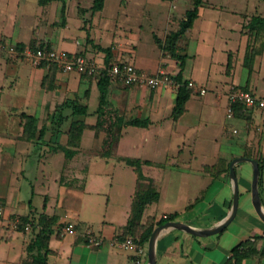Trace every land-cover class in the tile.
I'll list each match as a JSON object with an SVG mask.
<instances>
[{
  "label": "crops",
  "instance_id": "0c3cea01",
  "mask_svg": "<svg viewBox=\"0 0 264 264\" xmlns=\"http://www.w3.org/2000/svg\"><path fill=\"white\" fill-rule=\"evenodd\" d=\"M240 1L244 5L237 7ZM255 1L257 13L252 17H264V0ZM147 2L169 6L167 24L163 27L152 19L146 29L142 20L125 41L114 30L118 23L107 24L112 18L106 14L107 0L101 10L93 9L94 0H0V117L4 119L0 125V198L6 208L0 218V264H32L29 245L47 223L53 230L48 264H148L147 242L142 254L112 243L117 236L133 238L125 227L140 186L152 185L153 179L160 196L145 207L136 235L143 226L172 213L179 214L175 220L207 229L220 224L232 210L234 189L230 170H226L232 160L247 156L264 164V110L245 106V112L234 118L226 115L232 86L264 93V38L256 41L245 32L249 18L244 11L250 0L226 8L208 0L200 7L193 27L179 42V51L187 55L182 82H194L207 91L191 92L182 113L175 114L182 83L174 80V85L156 89L135 88L110 77L114 106L131 119L150 121L146 127H123L114 156L105 157L94 149L101 70L94 75L66 72L57 65L27 67L31 62L25 57H12L1 48V44H10L18 49L66 50L103 68L108 67L107 53L100 48L112 47L110 64L127 61L150 74L164 70L176 77L182 69L180 60L160 47L156 36L165 40L177 30L193 1L182 0L185 7L180 16L176 14L179 0ZM251 43L256 44L255 55L250 52ZM22 80L26 87L18 94ZM67 99L86 104L88 114L73 116L69 107L58 111ZM23 112L36 118L39 129L46 128L43 138L23 137ZM79 119L86 127L80 146L68 159L63 149L54 148L57 142L68 146L71 123ZM61 121L60 132L57 124ZM128 134L144 136L133 144L136 149L146 148L136 153L122 151ZM117 156L148 160L143 165L146 177L140 181L136 169ZM236 172L240 204L234 221L210 236L178 229L162 231L155 244L156 264H264V221L252 200L253 164L240 162ZM72 177L80 179L79 184L65 181ZM259 188L264 206V171ZM27 189L29 204L24 194ZM16 217L27 218L34 230L14 227L11 220ZM70 222L80 233L91 229L104 236V243L91 245L84 237L62 235L60 230ZM242 242L245 246L240 248L247 247L249 254L238 258L233 250Z\"/></svg>",
  "mask_w": 264,
  "mask_h": 264
},
{
  "label": "trees",
  "instance_id": "16d2710c",
  "mask_svg": "<svg viewBox=\"0 0 264 264\" xmlns=\"http://www.w3.org/2000/svg\"><path fill=\"white\" fill-rule=\"evenodd\" d=\"M43 1V0H41ZM208 0H193V6L189 8L185 16L180 20L179 28L175 31H172L169 33L165 40L160 39L156 36V41L159 44L160 47H162L169 55H171L173 58L180 60V66H181V72L176 76L173 77V79L177 82L182 83L179 91V96L177 99V104L175 106V114L178 115L184 111L185 103L190 97L191 90L189 87L188 81H183V75L182 70L185 64V59L187 57L186 54H182L179 51V42L182 38H184L186 32L193 27L195 20L199 16L200 7L204 6L207 3ZM105 4V0H94L93 9L94 10H101L103 9ZM252 26L251 28H257V27H264V17L261 16H254L252 18ZM101 50L105 51L107 53L106 56V64L109 66L111 62L112 57V47H101ZM45 64V63H44ZM53 66L56 64H52ZM48 78L46 76L45 82H47ZM98 85L100 88V98H99V106L95 113L98 114V122L97 126L95 125V128H99V126L104 125L107 123V121L111 118H114L115 116H112V111H116L117 108L114 107V104L111 100V80L110 76L108 74V71L106 69H103L99 73V81ZM71 108L72 113L71 115H87L88 114V106L82 102H80L77 99H67L63 104L59 105L57 107L58 111H63L65 108ZM237 112L244 111L245 106L242 103H239L236 105ZM117 114V112H115ZM22 117L24 120V138L27 140H37L40 138H43L44 133L46 131L45 127L38 128V124L36 121V118L34 116H31L25 112L22 113ZM68 116H62L63 119H66ZM117 119L114 121L118 125L119 132L115 138V142L117 143L121 137V132L123 127L126 126H141L146 127L150 124V121L148 119H141V118H132V119H125L122 114H118ZM60 118H58L59 120ZM62 121L59 122L57 125L60 127L62 125ZM86 127V123L84 120H74L71 123L70 129L68 131L69 134V140H68V146L62 145L60 142H57V145L54 149H63L66 152V157L69 159L75 154V147L80 146L81 138L83 131ZM39 135V138L37 137ZM103 156L108 157L112 155L111 151H106L102 153ZM120 160L126 162L128 165L133 166L139 175V180L141 181L146 176L143 173V165L146 163H149L148 160H143L141 158L136 157H130V156H120ZM260 165V185L262 183V176L264 171V164L259 160ZM227 171L230 170V166L227 167ZM160 193L157 190H146V189H138L136 192V195L134 197L133 201V208H132V216L126 225V230L130 235L133 237L135 241H137L139 244L143 245L145 244L156 225L163 224L165 222H168L170 220H175L178 217V213H172L169 214L167 217L161 216L151 224H148L147 226H143V231L140 235H136L135 230L140 225V219L142 217V214L144 212L145 207L159 199ZM24 222H27V218H23ZM51 226L47 223L43 227L40 228L39 232L36 235V238L30 243L29 245V252L30 256L33 259L32 264H48V255L51 251L49 247V239L53 233V230L50 228ZM20 228H24V226H20ZM33 230H34V224H33ZM245 246L242 242L238 246H236L233 250L234 255H236L238 258H244L246 257L249 252H247V247L241 249L240 247ZM253 248H250L252 250ZM249 250V251H250ZM251 252V251H250Z\"/></svg>",
  "mask_w": 264,
  "mask_h": 264
},
{
  "label": "built area",
  "instance_id": "2783aa9c",
  "mask_svg": "<svg viewBox=\"0 0 264 264\" xmlns=\"http://www.w3.org/2000/svg\"><path fill=\"white\" fill-rule=\"evenodd\" d=\"M1 48L7 51L12 57L23 56L35 66H40L44 63L56 64L59 68L66 72H78L80 74L88 73L95 74L100 68L93 62L86 59L82 55L72 54L66 50L50 49L42 46L33 47L26 46L23 49H18L15 45L1 44ZM111 78L120 79L128 85L147 87L156 89L165 85H174V79L167 72L161 70L157 74H150L138 69L132 62H115L105 67ZM189 87L195 92L205 93L207 90L198 86L194 82H189ZM242 103L247 108H260L264 110V93L256 94L251 90L243 88H235L229 96V104L227 106V118L231 119L236 116V105ZM236 131V130H235ZM6 213L5 206L0 203V218ZM167 217V215L165 216ZM14 227L19 228L24 226L26 231H33L32 222H24L20 217L11 220ZM62 235L71 234L76 238L84 237L87 243L91 245H101L105 241V237L97 235L91 229L80 233L77 230L76 224L70 222L61 230ZM114 245L137 250L140 254L144 252V246L137 244L133 238L122 239L117 236L112 240Z\"/></svg>",
  "mask_w": 264,
  "mask_h": 264
},
{
  "label": "rangeland",
  "instance_id": "374dc122",
  "mask_svg": "<svg viewBox=\"0 0 264 264\" xmlns=\"http://www.w3.org/2000/svg\"><path fill=\"white\" fill-rule=\"evenodd\" d=\"M188 1V0H187ZM193 1V0H192ZM239 0H211V2L213 3H219V4H223L225 5L224 8L226 7H232L234 5V2H238ZM120 2H122V6L120 8ZM254 2H256L255 0H250L249 5H248V11H244L247 12L248 14L247 17L249 18V20L247 21L246 25H245V29H246V34H250V36H252L254 39L253 40H259L264 38V27H257L252 29L251 26L253 24L252 22V16L254 14H256L257 12H255V4ZM241 4H237V7H241L243 4L242 1H240ZM140 4H143L142 6H144V9L142 8V6H140ZM178 9L176 10V14L177 15H181L182 11L184 12V7L185 4L182 2V0H179V5H178ZM193 6V5H192ZM190 6V8L192 7ZM189 7V6H188ZM168 13H169V6L168 5H164V4H160L157 7L153 6L152 4H150L149 2H147V0H107V6H106V14L108 16H111L112 18H110L107 22V24H111L113 22V26L114 24L118 23V28L116 29V27L114 28V30H117V32L121 35V38L123 40H127L132 34V31L138 30V24L140 23V21L143 20V22L146 25V29L149 27V24L151 23L152 19H154V21L161 23V25L164 27L167 24V20H168ZM224 16L228 17V18H232L231 14H227L224 12ZM112 19V20H111ZM170 22H173V19L170 20ZM144 38H148L147 33H143ZM256 44H252L251 46H253L252 48H250V52H252V54L255 55L256 53V49L255 48ZM98 67L99 65L93 61ZM25 65H27V67H31V65H33L32 63H26ZM42 65H52V64H42ZM100 68V70L104 69ZM1 69V67H0ZM96 75V73L94 74ZM99 75V74H98ZM169 76L172 77V75L169 74ZM173 78V77H172ZM128 87H135V88H142L140 86H131V85H127ZM26 87V82H24V80L20 81L19 84L17 85V93L20 94L23 92L24 88ZM235 88H240L237 86H232L230 88V93L232 90H234ZM244 89V88H243ZM191 92H195L192 88H190ZM247 90V89H246ZM229 93V96H230ZM116 107V106H114ZM117 108V107H116ZM117 112V114L115 113ZM245 112V111H243ZM118 114H122V116L126 119H131L128 117V114H126L125 112L121 111L119 108H117L116 111H112V116H115L114 118H111L107 121L106 124L99 126V128H95L94 125V129H96V136H95V140H94V149L96 148L101 154L106 152V151H111L112 155L114 156V149L116 147V143L115 142V138L119 132V128L118 125L116 124V122L114 121L115 119H117V115ZM133 116V115H132ZM2 121H4L3 116L0 117V125H3ZM97 126V125H96ZM238 136V134H235V136ZM144 138V136L142 135H131L128 134L126 136V139L123 140V143L121 145V150L124 152H132V153H136L137 150L139 151H143L146 146H139L138 149H136L134 147V142H140L142 141V139ZM120 156H117V158L119 159ZM120 160V159H119ZM196 163V162H194ZM84 164V162H83ZM196 165V164H194ZM196 172V171H195ZM84 173V172H83ZM2 175L3 172L1 171V166H0V180H2ZM22 180H25V178L23 176H21ZM80 179H76L75 177H72L71 179L69 178V180H66V182H69L73 185H75L76 183L79 184ZM30 188V187H29ZM140 189H146V190H157L159 191V186H158V182L154 181L152 179V185H148V186H140ZM54 189V184H52V190ZM1 190V189H0ZM2 191V190H1ZM24 194L26 195L25 197H27L26 199V204H29V199L31 198V196H28V189L27 191L24 190ZM30 195V193H29ZM38 197L34 198V201H37ZM0 203H3V201H1L0 198ZM154 206V205H152ZM151 208V206H150ZM153 208V207H152ZM148 212V211H147Z\"/></svg>",
  "mask_w": 264,
  "mask_h": 264
},
{
  "label": "water",
  "instance_id": "95a60500",
  "mask_svg": "<svg viewBox=\"0 0 264 264\" xmlns=\"http://www.w3.org/2000/svg\"><path fill=\"white\" fill-rule=\"evenodd\" d=\"M243 161H249L253 164L254 175L252 181V200L258 216L264 221V206L259 188L260 173H261L259 162L258 160L247 156L236 157L232 160L230 164V178L233 184L234 198H233L232 210L228 215V217L217 226L207 229H198L180 220H170L168 222L158 225L153 230L149 240L146 243V255L148 259V264H156L155 244L158 235L162 231L166 229H178L197 236H210L222 232L234 221V219L237 216L239 204H240V187H239V178L236 172V164Z\"/></svg>",
  "mask_w": 264,
  "mask_h": 264
}]
</instances>
